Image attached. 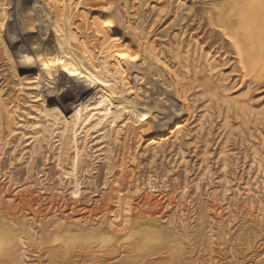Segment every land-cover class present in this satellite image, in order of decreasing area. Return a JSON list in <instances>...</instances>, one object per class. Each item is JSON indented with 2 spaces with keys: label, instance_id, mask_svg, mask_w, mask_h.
<instances>
[{
  "label": "rangeland",
  "instance_id": "rangeland-1",
  "mask_svg": "<svg viewBox=\"0 0 264 264\" xmlns=\"http://www.w3.org/2000/svg\"><path fill=\"white\" fill-rule=\"evenodd\" d=\"M74 1L67 0L71 5ZM116 2L112 12L105 14L106 21L117 35H122L127 41H132L133 45L139 47L143 64H136L134 67L128 62H122L124 72L122 81H119L120 86L118 84L115 89L106 87L104 93L101 92L91 100L92 106L88 108L86 120L72 127L69 131L71 138L66 141L67 143L61 144L58 141L53 148L49 146L53 140L51 139L49 144L43 143L41 150H36L37 153L33 152L31 159L25 157L19 162L14 155L19 151L20 146L12 155L10 145L16 144V141L11 138L9 141L13 143L3 147L0 172L10 174L12 179L26 190V185L28 186L31 180L34 181V178L41 180L42 186L55 185L59 173L65 178L68 171V175L74 179L82 171L81 181L83 180L87 189L92 191V199L97 201L93 209L98 216L95 219L114 227L125 214L120 196L127 184H130L129 170L131 167L134 168L131 160L135 154L141 165L139 169L138 167L137 170L135 169L137 174L145 176L153 171L157 179L161 178L160 175H165L171 184L179 186L185 183L189 186L184 204V209H187L184 213L187 215L184 214L182 221L189 224L191 233L197 216L196 206L191 204L194 203L191 186L206 164L207 172L210 173H208L209 178L204 177L206 180H202L204 182L200 187V195L207 203L209 202L207 230L210 226L214 227L213 232L214 229H220L218 236L213 234L210 238L211 241L213 240V246L215 245V255L213 252L215 260L219 264H249L251 261L248 260L255 255V261L264 264V213L263 216L256 217L257 213H255L249 217L242 211V206L247 203V199H244L243 184L246 179V169L250 164L252 148H256L264 158V0H117ZM41 4L42 0L9 1L3 36L13 50L20 72L28 69L39 70L44 80L48 82L45 84V89L58 94L65 87L66 75L63 73L66 72L68 65L55 53L44 57L43 65L39 63L40 56L41 59L44 56L42 51L51 50L50 39L45 33L46 27L41 30L39 28L40 24L45 26L47 24L42 16ZM80 12L81 8L77 6L72 14L78 19ZM25 18L33 22L34 31L37 32L27 35L22 31L21 23ZM199 44L202 45L201 48L203 47L202 52L209 49L212 53H215L217 49L215 47L223 46L225 53L217 52L211 59L217 66L214 71L209 70L207 63L202 59V53L197 47ZM21 50L30 54L31 66H29L30 62L25 63L21 60ZM2 58L3 56L0 55V85H2L0 87H4L1 93L4 95L6 61ZM183 65H187L188 70H191L190 78L183 75L186 70ZM81 78L86 81L85 83H89V80ZM81 83L80 80H71L67 84V92L76 94L81 89ZM89 86H91L90 91L97 90L96 85L89 83ZM2 97L4 98L5 95ZM100 99L103 101L102 104L99 102ZM225 101H236V103L227 109L226 104L224 105ZM111 103L113 106H110ZM8 106L6 110L0 106V128L3 130V137L9 126L12 127V124L16 126L14 121L27 118L25 111L15 110V112L12 104ZM207 106V111L210 113L206 116L203 127L199 128L197 119ZM242 106L248 107L251 115H245ZM31 110L33 115L38 112L35 109ZM57 127L52 134L54 137L62 125ZM82 128L84 131L79 134ZM179 128L184 134L180 150L186 160L185 165L184 162L181 163L178 155H175L177 158L173 155L179 150L177 145H172L174 135ZM84 138L93 152L89 158L74 162L76 150ZM153 146L161 151L157 156L152 157ZM223 146L226 150L225 164L222 163L219 154ZM100 147L102 150L95 151ZM135 148H137L136 152L133 153ZM28 151L29 149L27 153ZM87 171L89 173H86ZM27 188L31 192L28 197H35L38 188H31L33 192L29 186ZM100 191L104 193L98 197ZM43 196L35 197L36 204H40ZM69 198L67 196L66 203L73 207L75 202L73 200L70 202L71 198ZM84 198L76 202L78 213L72 214V218L84 215L81 213L85 210L83 207L90 206ZM188 198L192 201H188ZM210 199H213L212 202ZM248 199L256 204L259 198L250 194ZM135 209L137 208H134V213L149 211L148 213L155 214L154 216L169 213L164 208H156V210L154 207L150 209L142 207L137 209L138 211ZM162 210L163 212H160ZM65 211L66 214L70 210ZM246 218L260 220V224H256L260 233L255 239L247 242L249 246L245 241L234 238L237 234L235 230ZM32 226L35 235L33 239L27 241L28 245L26 244L29 251L28 258L25 259L27 264L36 263L40 259L42 264H47L50 256L56 253L62 256H67L69 253L73 259L80 262L79 264L84 262L179 264L176 258L170 257L173 248L166 240H151L152 242L142 248L137 239L120 236L110 242L90 239L85 244L80 241L66 243L62 235L55 234L51 230H39L36 225ZM228 232L230 233L226 239L223 235ZM207 239L209 237L204 238L201 245L184 240L188 264H197L196 256L199 251L203 260L199 264H207V250L205 251ZM101 255L104 257H100ZM232 255L236 260H231ZM0 264H5L1 256Z\"/></svg>",
  "mask_w": 264,
  "mask_h": 264
},
{
  "label": "bare ground",
  "instance_id": "bare-ground-1",
  "mask_svg": "<svg viewBox=\"0 0 264 264\" xmlns=\"http://www.w3.org/2000/svg\"><path fill=\"white\" fill-rule=\"evenodd\" d=\"M9 1L11 0H0V55H2V59L6 61V69H4L6 73H4V86L6 87L4 93L5 97L3 98L2 96L4 95L1 94L4 87H0V106L4 107L6 110L9 107L8 105L12 104L14 111H25L24 113L26 114L27 118H22L24 119L22 121H14L16 126H13L12 124V127L9 126L7 128L6 134H4L5 140H3V130L0 128V157L3 155V147H6L8 143H13L12 141H9L12 138L16 141V144L13 143L10 145V150L12 151L13 155V153L16 151L15 149L20 146L19 151H17L16 154L14 153V157L20 162L25 157L31 159L33 152L36 150H41L43 147L42 144H49L51 139L53 140L49 146H52L53 148L58 141H60L61 144L68 141L71 138L69 131L72 129V127L78 126L86 120L88 116V108L92 106L91 100L101 92L104 93V89L106 87L114 88L118 84L120 86L119 81H122L124 72V68H122V62H128L135 67L136 64L141 65L144 61L141 62L142 54L139 47L137 45H133L132 41H127V39H125L122 35H117L111 25H109L106 21L105 14L112 12L117 0H75L72 5L71 3H68L67 0H42V16L46 19L47 24L46 26L44 24H40L39 28L41 30L46 27L45 33L48 35V39H50L49 41L51 50L48 51L49 53L42 51L44 56L42 59L40 56V60L38 58L39 63L43 65L45 63L44 57L55 53L62 58L66 65H68L66 72L63 73L66 75V82L62 91L57 94L56 92L46 90L45 84L47 81L44 80L39 70L37 71L36 69H28L26 71L20 72L16 59L13 56V50L10 49L9 43L6 42L4 38L5 36H3L6 9L9 5ZM77 6H80L81 8L78 19H76L72 14ZM21 24L22 31L27 35L37 32L34 31L35 28L33 22L30 19H23ZM201 46L202 45L200 44L197 45L200 51L203 48H201ZM215 48H217L215 53L220 51L225 53L223 46H217ZM202 51L201 57L207 63L208 69L214 71L217 66L212 63L211 59L216 56L215 53H212L209 49L207 51L205 50L204 52ZM20 53L22 54L20 58L23 62H30V54L28 55L27 53L23 52V50H21ZM31 65L32 64L30 62L29 66ZM183 68L186 69H184L185 71L183 75L190 78L191 70H188L187 65H183ZM81 77L89 80V83L96 85L97 90H94L95 92L90 91L91 86H89V83H85L86 81L84 82ZM71 80L82 81L80 84V91H77L76 94L73 95L69 94L66 88L68 87L67 84L70 83ZM72 87L74 88V86ZM97 98H95V100H97ZM102 99L98 101L101 102ZM105 99L106 98H104V100ZM56 100H58V102ZM235 103L236 101H225L224 105L226 104V108L228 109L229 106ZM111 104L110 106H113V103ZM241 108L244 110L243 112L245 115H251V110H249L248 107L242 106ZM31 109L38 111L37 114L33 115V111ZM91 109L92 107L90 110ZM112 110L114 111V109ZM207 110L208 106L204 108V112L197 119V126L199 128L203 127L205 118L208 113H210ZM256 114L258 115V113ZM59 125H62V127H60L58 130V134L55 135L57 138H55L52 136V134L55 132V128ZM83 131L84 130L82 128L78 133L80 134ZM183 136V130L179 128L174 135L172 145H177V148L179 149H176L177 151L173 155H178L180 158L178 159L182 161L181 163L184 162L185 165L186 160L184 158L183 152L180 150L181 139ZM86 141V138H84L80 142V145L76 150L74 162H79L82 159L85 160L91 156L93 151H91ZM27 149H29V153H27ZM136 149L137 148L134 149L133 153L136 152ZM252 149L253 152L250 159V164L246 169V179L243 184L244 199H247V203L242 206V211L245 212V215H249V217L257 213L255 215L257 217L258 215L263 216L264 213V158L261 157L256 148ZM97 150H102V147L96 149L95 151ZM159 151L161 150L156 149V147L153 146L151 152L152 157L153 155L157 156L160 153ZM219 154L222 159V163L225 164L226 150L224 146L223 149H220ZM161 156L165 158L164 155ZM131 161L134 165V168L131 167L130 170L128 169L130 184H127L124 191L121 190L122 196H120L124 206L125 214L114 227L95 219L97 215L95 212H93V209L94 205L97 204V201L92 199V191L87 189L88 187L82 182L83 180L81 181V176L83 175L82 171L80 172L81 174H78L79 176L76 175L74 179L68 175V171L65 178L61 175V173H59L55 185L42 186L41 180L35 178L34 181L31 180L30 183L28 182L30 189L38 188L36 191L34 190L37 197L40 195L45 196H43L42 200H40L39 205L38 203L36 204V196L31 198L28 197L29 193L31 192L27 190V185L26 190H23V186L14 181L10 174L0 172V179L3 178V180H5L2 182L3 180L1 179L2 181H0V256L2 259H4L5 264H27L25 259L28 258L29 251L26 247V244L27 241L33 239V236L35 235L32 225H36L39 230H51L55 234L58 233V235H62L64 237L63 241L66 243L68 241H70L69 243L73 241L75 243L80 241L85 244V242L90 239H98L104 242H110L115 237L120 236L124 238L137 239L139 246L142 248L152 242L151 240H166L173 248L172 252L170 253V257L176 258L179 264H188L186 247L184 245L185 239L188 240L186 241L188 243L191 242V244L201 245V243L204 241L203 239L209 237V239H207L208 243L205 249V251L207 250L208 256L207 264H219L213 256L215 245L213 246V240L211 241L210 238L213 236V234L218 236L220 234V229H214L213 232L214 227L210 226V229L207 230L206 218L208 217L207 210L209 209L208 213L210 212V208H208L209 202L207 203L200 195V187L204 182L202 180H206L205 178L207 177L209 178L208 173H210V171L207 172L208 168L206 169V164L203 166L197 176V179H195L191 186L194 195V203L191 204L192 206H196L197 216L194 224L192 225L190 233L189 224H185L182 221V217L185 214L184 211H187L186 208L184 209V204L187 200L186 194L188 192L189 186L185 183L184 185L179 186L171 184L165 175H160L161 178L157 179V175H155L156 173H152L153 171L148 172L145 176L137 174V167L139 169L141 166L137 155L133 154ZM86 173L89 172L87 171ZM131 189H133V191ZM103 193V191H100L98 197H101ZM250 194H254L259 198L256 204L253 203L252 200L248 199ZM67 196L71 198H69L70 202L72 200L75 202V205L72 204L73 207L71 204L66 203ZM83 198L86 200V203H89L90 206L83 207L85 210L83 212L81 211V213H84V215L72 218V214L78 213V210H76L78 204H76V202H80V200ZM188 201H192V199L189 200L188 198ZM135 207L137 209L142 207L148 209L151 207H154L155 209L164 208L168 210L169 213L167 215H165L166 213H162L160 215L156 214V216H154L155 214L152 215L148 213L149 211L134 213L133 210ZM65 210L70 211L69 213L67 212L65 214ZM160 212H163V210ZM185 217L187 218V216ZM256 224H260V220L258 218L244 219V221L241 223V226L235 230L237 234L234 238L241 239L246 242H244L246 245H248L247 242L255 239L257 234L260 233L259 228L256 227ZM229 233L230 232L225 233L223 236L228 239L227 235H229ZM247 249L249 248L247 247ZM241 251L243 250L241 249ZM56 254L50 256L47 264L80 263H78L77 259H73V256H71V254L69 255V253L68 255L64 253L67 256ZM86 255L87 257L89 256L88 254ZM100 257L104 256L101 255ZM231 257V260H236L235 256L232 255ZM196 259L197 264L203 261L200 258V251L196 256ZM41 261L42 260L40 259V261L38 260V262L30 264H42ZM248 261H251L249 264H259L257 260L255 261V255L254 257L252 256ZM85 263L86 262H84V264Z\"/></svg>",
  "mask_w": 264,
  "mask_h": 264
}]
</instances>
